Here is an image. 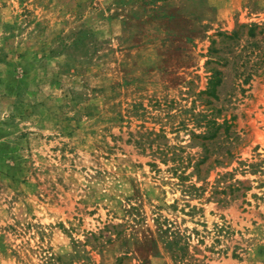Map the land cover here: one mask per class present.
<instances>
[{
    "label": "rangeland",
    "instance_id": "374dc122",
    "mask_svg": "<svg viewBox=\"0 0 264 264\" xmlns=\"http://www.w3.org/2000/svg\"><path fill=\"white\" fill-rule=\"evenodd\" d=\"M0 264H264V0H0Z\"/></svg>",
    "mask_w": 264,
    "mask_h": 264
},
{
    "label": "trees",
    "instance_id": "16d2710c",
    "mask_svg": "<svg viewBox=\"0 0 264 264\" xmlns=\"http://www.w3.org/2000/svg\"><path fill=\"white\" fill-rule=\"evenodd\" d=\"M200 160L194 165V169L193 171L191 172V174L195 175L197 179H200L202 176H201V169H200V165L205 161V157L204 155H200ZM185 169L181 170V173L178 175V177L183 180L187 177V175H185ZM174 171L176 172V168L174 169ZM207 173V172H206ZM189 176V175H188ZM193 187V186H192ZM228 187V186H226ZM225 187V188H226ZM165 245L167 246V248L169 250H171V245H170V242L168 241H165Z\"/></svg>",
    "mask_w": 264,
    "mask_h": 264
}]
</instances>
